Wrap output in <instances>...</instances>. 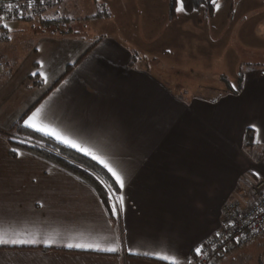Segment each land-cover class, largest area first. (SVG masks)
Masks as SVG:
<instances>
[{
	"label": "crops",
	"instance_id": "crops-1",
	"mask_svg": "<svg viewBox=\"0 0 264 264\" xmlns=\"http://www.w3.org/2000/svg\"><path fill=\"white\" fill-rule=\"evenodd\" d=\"M46 10L42 5L38 15ZM127 10L125 18L133 12ZM29 16L19 21L36 17ZM92 16L86 10L78 17ZM118 17L124 28L126 20ZM205 27L215 67L221 68L197 73L195 84L170 79L165 73L172 69L142 65L145 58L124 30L122 38L93 41L35 103L25 98L22 108L0 116V241H35L0 243V264H187L221 228L224 204L251 203V187L264 179V0L236 2L229 20ZM227 68L234 77L226 76ZM37 110L38 127L105 160L124 186L92 155L26 126ZM25 114V127L105 169L119 190L110 202L113 217L70 173L29 153L9 156L6 132ZM69 243L117 251L69 248Z\"/></svg>",
	"mask_w": 264,
	"mask_h": 264
},
{
	"label": "rangeland",
	"instance_id": "rangeland-1",
	"mask_svg": "<svg viewBox=\"0 0 264 264\" xmlns=\"http://www.w3.org/2000/svg\"><path fill=\"white\" fill-rule=\"evenodd\" d=\"M120 2L62 0L53 8H47L42 16L40 14L32 20L12 22L8 32L0 31V64L4 68L0 75V116H10V110L22 108L25 98L35 103L67 69L69 71L74 67L83 50L93 41L101 36L122 38L124 30L125 37L145 58L142 65H160V68L172 69L165 73L170 79L177 80V83L190 81L195 84L199 79L197 73H216L221 68L215 67L214 45L204 36L209 31L205 26L210 21L222 23L229 20L230 8L236 2L245 4V0H215L219 8L214 5V13L210 17L202 9L192 14L179 12L178 3L175 17L170 20L168 0H151L149 4L147 0H131L128 5ZM129 7L131 9H125ZM77 9L79 13H75ZM86 10L89 15L93 14L88 21L78 17H84ZM126 10H133L131 14H126L127 18L124 15ZM120 14V19L127 22L124 28L119 27ZM104 17L107 18L102 21ZM198 23L203 24L200 29ZM224 48L225 42L218 52L221 53ZM205 50L209 55H205ZM75 54L77 58H73ZM229 69H225V75L234 77ZM7 73L9 78H3ZM209 81L212 82L211 79ZM116 195L109 191L111 203ZM220 264H264V235L227 255Z\"/></svg>",
	"mask_w": 264,
	"mask_h": 264
},
{
	"label": "trees",
	"instance_id": "trees-1",
	"mask_svg": "<svg viewBox=\"0 0 264 264\" xmlns=\"http://www.w3.org/2000/svg\"><path fill=\"white\" fill-rule=\"evenodd\" d=\"M41 1L43 2V6L50 9L62 0H33V6L28 10V16H31L32 14L36 16L40 13L39 9L42 6L40 4ZM182 3L185 9L184 13L186 14H192L202 9L208 16L211 17L213 15L214 4L212 3V0H182ZM177 4L178 0H168L170 20L175 17ZM30 19L31 18H29V20ZM92 47L90 46L89 50ZM80 59H78L73 66H75ZM67 73L68 69L58 81L63 79ZM25 116L26 114L15 121L6 132V134H8V142L11 148L9 156L15 157L18 152L29 153L44 158L62 170L70 173L87 184L94 191L101 200L107 213L112 216V204H110L109 200V191L118 194L119 190L105 169L90 158L70 147L62 145L48 136L25 127L23 125ZM245 139L247 142L250 141L251 137L249 132H246Z\"/></svg>",
	"mask_w": 264,
	"mask_h": 264
},
{
	"label": "built area",
	"instance_id": "built-area-1",
	"mask_svg": "<svg viewBox=\"0 0 264 264\" xmlns=\"http://www.w3.org/2000/svg\"><path fill=\"white\" fill-rule=\"evenodd\" d=\"M32 6L33 0H0V29L5 23L25 19ZM3 70L0 64V75ZM250 196L246 208L233 201L223 205L221 228L198 247L200 254L193 252L187 264H220L227 255L264 235V179L251 187Z\"/></svg>",
	"mask_w": 264,
	"mask_h": 264
},
{
	"label": "snow or ice",
	"instance_id": "snow-or-ice-1",
	"mask_svg": "<svg viewBox=\"0 0 264 264\" xmlns=\"http://www.w3.org/2000/svg\"><path fill=\"white\" fill-rule=\"evenodd\" d=\"M178 3H180V7L177 8V11L184 12L185 9H184V5L182 3V0H178ZM212 3L217 8H219V5L218 4H215V0H212ZM9 7H11V5H9ZM3 27L4 28H8L9 25L5 23V24H3ZM38 116H39V110H37V113H34L32 117H29V119L27 121H25V125L28 126V127H32L34 129H36L37 131L44 132L47 135H52L57 140L61 141L62 143H65V144L69 145L70 147L77 148L78 150L84 152L86 155H92L93 159H98L99 162L101 164H103L104 167L107 168L109 172L112 173V175L115 177L116 181L120 184L121 187L124 186V181H123L121 175L118 174V172L116 170H114L112 167H110L109 164L107 162H105V160L100 159L99 157L95 156L87 148L82 147L81 145L75 143L74 141L69 140V139L61 136V134L59 132L55 131V130L38 127L36 125V123L34 122L35 119ZM113 212H114V214L116 212L115 206L113 207ZM217 235H220V234L217 233ZM0 243H35V241L12 240V241H0ZM67 247H69V248H73V247H76V248H96L97 250H104V251H109V252H115V251H117V248L116 247H109V248H106V249H100V246L99 245H92V244L85 245V244H79V243H77V244H71V243H69L67 245ZM196 252H197V254H200L201 253V249L200 248H197L196 249ZM160 258L161 259H164V260H168L169 259L168 256H162ZM173 264H176V262L173 261Z\"/></svg>",
	"mask_w": 264,
	"mask_h": 264
}]
</instances>
